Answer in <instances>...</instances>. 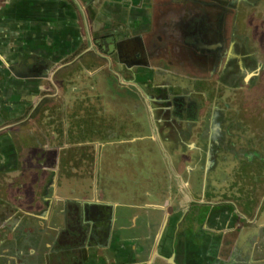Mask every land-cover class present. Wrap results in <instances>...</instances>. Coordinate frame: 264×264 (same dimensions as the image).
<instances>
[{
  "label": "crops",
  "instance_id": "obj_1",
  "mask_svg": "<svg viewBox=\"0 0 264 264\" xmlns=\"http://www.w3.org/2000/svg\"><path fill=\"white\" fill-rule=\"evenodd\" d=\"M180 2L0 0V231L14 264H264V129L251 135L245 90L218 100L144 64ZM237 2L255 45L264 0ZM112 24L123 60L94 43Z\"/></svg>",
  "mask_w": 264,
  "mask_h": 264
},
{
  "label": "water",
  "instance_id": "obj_2",
  "mask_svg": "<svg viewBox=\"0 0 264 264\" xmlns=\"http://www.w3.org/2000/svg\"><path fill=\"white\" fill-rule=\"evenodd\" d=\"M179 4L180 10L174 18L180 24L175 27V34L171 33L169 36L171 41L163 47L155 44L158 56L150 63L148 60L144 61V64H151L153 69L169 72L174 78L180 79L176 83L179 88H193L196 83H201L207 86L205 92L209 96L215 94L218 89V100H221L219 94H222L223 90L229 92L242 86L252 88L257 85L264 70V63L249 37L240 36L238 33L237 0H182ZM112 26L115 28L94 36L95 45L104 55H113L114 50L119 51L125 45L119 43V34L123 30L118 29L116 24ZM92 52L104 57L96 50ZM113 57L115 61L123 60L120 51ZM62 62H49L46 71L59 67ZM47 76L45 73L29 77ZM25 86L21 84L18 88L22 90ZM192 98H198L200 101L201 97L193 95ZM172 100L176 102L175 106L178 103L183 106L186 102H192L189 96H178ZM197 112L198 110L196 115ZM178 126L172 124L169 130L176 133L179 130L181 135L182 129ZM228 220L223 222L222 231L235 227L232 221Z\"/></svg>",
  "mask_w": 264,
  "mask_h": 264
},
{
  "label": "flooded vegetation",
  "instance_id": "obj_3",
  "mask_svg": "<svg viewBox=\"0 0 264 264\" xmlns=\"http://www.w3.org/2000/svg\"><path fill=\"white\" fill-rule=\"evenodd\" d=\"M239 21L241 25V33L246 34L249 33L250 35V41H251V14L247 13L245 10L241 9L239 11ZM260 33H262V36L260 37L261 40H258V37L253 38V43L256 46V49L259 51L261 60L264 63V28H260L258 30ZM216 80V79H214ZM240 89L245 90L246 93V101L248 102V112L249 115L247 116V119L250 121L251 125V135L256 130L262 131V128L264 129V112L263 107L261 104L264 101V70L262 72L260 81L257 85L254 87H241ZM262 107V108H261ZM245 115V113H244ZM256 125H260L261 127H257L255 129ZM254 149V141L253 138H251V150ZM13 234L11 231H0V264H14V260L10 258V254L8 252H5L11 245L10 240H12ZM32 241H37V237H32Z\"/></svg>",
  "mask_w": 264,
  "mask_h": 264
},
{
  "label": "rangeland",
  "instance_id": "obj_4",
  "mask_svg": "<svg viewBox=\"0 0 264 264\" xmlns=\"http://www.w3.org/2000/svg\"><path fill=\"white\" fill-rule=\"evenodd\" d=\"M112 79H114V78L110 77V79H108L110 83H111V80H112Z\"/></svg>",
  "mask_w": 264,
  "mask_h": 264
}]
</instances>
